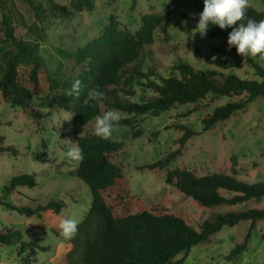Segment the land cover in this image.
I'll use <instances>...</instances> for the list:
<instances>
[{"label":"rangeland","instance_id":"1","mask_svg":"<svg viewBox=\"0 0 264 264\" xmlns=\"http://www.w3.org/2000/svg\"><path fill=\"white\" fill-rule=\"evenodd\" d=\"M54 1L64 5L70 2ZM5 2V12L11 17L16 37L36 42L43 61L54 75H60L67 68L70 52L103 32L110 16L118 20L120 28L135 31L143 14L168 12L166 20L154 32L153 43L146 47L136 63L143 72L153 70L160 76L177 74L174 66L183 61L196 69L218 70L243 79L259 80L246 62V57L236 55L227 47L225 37H210L208 33L203 38L199 34L191 36L197 22L182 17V13L189 15L193 12L190 0H94L92 10L76 12L68 17L51 15L47 10V0H37L46 11L43 21L37 20L24 0ZM248 4L257 10H264V0H248ZM2 38L0 25V40ZM196 50L210 59L224 60L229 65L221 68L206 62ZM250 57L264 66V57ZM19 79L31 87L32 106L44 115L35 119L4 100L0 102V228H18L24 241H35L46 247L37 251L31 264H69L66 253L71 249V242L62 236L59 224L68 217L80 223L92 201L88 186L73 175L79 162L66 157V152L77 146L72 134L73 115L58 108L39 105L48 93L47 83L40 81L31 86L28 67L19 68ZM132 90V95L119 92V97L141 102L153 95L137 82ZM241 96L222 97L214 101L205 99L200 103L202 108L195 112L193 105L179 104L157 116L149 113L136 115L132 126H114L109 139L121 142L122 147L109 158L121 167L128 180L132 212L149 210L159 213L163 209L196 226L203 219L213 218L217 212L226 210V207H201L168 184L165 181L166 172L175 166L195 174L227 173L235 163L238 179L249 183L264 182V95L210 130L191 137L180 156L166 168H144L177 148L176 140L181 131L175 125L184 124L200 131L201 119L215 106ZM100 108L102 113L117 110L104 103L100 104ZM119 112L121 117L132 116ZM94 122L95 119H92L86 123L82 135L94 132ZM136 130L142 134L135 136ZM4 147L15 151L1 150ZM21 174L34 176L36 185L15 186L12 191H7L9 182ZM4 200L28 207L62 201L65 206L59 213L46 210L38 218L7 209ZM263 203L264 197L259 202L247 203V207L262 206ZM248 226L249 222L224 226L207 241L192 246L187 253L180 252L175 259H183L184 264H264V219L255 223L245 250L233 261L225 259L234 245L244 240ZM25 229H30L31 236ZM17 247L15 244H0V264H21ZM25 255L26 252L22 254Z\"/></svg>","mask_w":264,"mask_h":264},{"label":"trees","instance_id":"2","mask_svg":"<svg viewBox=\"0 0 264 264\" xmlns=\"http://www.w3.org/2000/svg\"><path fill=\"white\" fill-rule=\"evenodd\" d=\"M24 1L33 10L37 20L43 21L46 18L41 3L37 0ZM190 3L193 12L189 15L182 13V17L197 22L198 14L203 10V0H190ZM47 6L51 15L68 17L76 12L92 10L94 0H70L68 5L47 0ZM5 11L6 2L0 0V25L3 31L0 40V102L4 100L11 107L21 109L35 119L44 115L32 106L31 87L19 79V68L28 67L31 86H36L40 81L47 83L48 93L42 97L39 105L58 108L73 115L72 134L84 154L83 161L78 163L73 175L88 186L92 201L87 214L78 223L75 237L70 239L71 249L66 253L68 263L184 264L183 259H175L180 252L187 253L192 246L207 241L224 226L249 222L244 240L234 245L225 257L229 261L235 260L245 250L255 223L264 219V203L262 206L247 207V203L259 202L264 197L263 181L249 183L238 179L235 163L227 173L195 174L175 166L166 172L165 181L168 184L201 207H226V210L217 212L213 218L203 219L196 226L187 224L163 209L159 213L149 210L132 212L128 180L121 167L109 158L110 154L121 149L122 143L109 138L102 140L93 133L82 135V132L86 123L103 115L101 103L125 114H132L131 117H122L115 126H132L136 115L149 113L157 116L179 104L193 105L195 112L202 108L200 103L205 99L214 101L242 95L236 100L228 99L215 106L201 119L200 131L184 124L175 125L181 131L176 140L177 148L144 166L147 169H164L180 156L191 137L210 130L264 95V66L250 56H245L259 80L243 79L218 70L196 69L183 61L174 66L177 74L160 76L153 70L143 72L136 63L146 47L153 43L155 30L168 16V12H151L141 16L140 25L135 31L120 28L118 20L110 16L103 32L70 52L67 68L60 75H54L43 61L39 45L16 37L11 17ZM248 19L264 20V10H257L248 4L243 22L246 23ZM235 27L237 25L221 30L213 25L207 33L210 37H225L227 45V37ZM231 50L239 55L234 46ZM196 53L206 62L221 68L229 65L224 60L210 59L200 50H196ZM139 79L144 81L140 82ZM77 80L80 87L78 93H74L72 86ZM135 82L149 89L153 95L141 102L120 98L119 92L124 95L133 94ZM93 89L101 91L104 98L89 101L88 93ZM141 134L140 130L134 132L135 136ZM1 150L13 149L4 147ZM22 185L35 186L34 176L18 175L9 182L6 190L12 191L15 186ZM3 204L9 210L38 218L46 210L59 213L65 206L62 201H48L36 207L15 205L7 200ZM25 232L31 236L30 229H25ZM0 244L18 245L16 253L21 264H31L35 261L37 251L46 249L35 241H24L18 228H0ZM25 252L27 255L22 256Z\"/></svg>","mask_w":264,"mask_h":264},{"label":"clouds","instance_id":"3","mask_svg":"<svg viewBox=\"0 0 264 264\" xmlns=\"http://www.w3.org/2000/svg\"><path fill=\"white\" fill-rule=\"evenodd\" d=\"M248 8V0H203V10L198 14V21L191 30L192 37L199 34L205 37L210 26H218L221 30L233 28L227 37L228 48L233 46L237 54L241 56H261L264 57V20L255 21L248 19L243 22ZM80 82L73 83L72 92L78 93ZM104 98V94L97 90H90L89 101H99ZM119 110H109L95 117L93 134L100 139L111 137L113 128L121 120ZM66 157L70 160L82 162L84 154L81 148L74 146L66 152ZM78 220L72 217L63 219L59 224L61 234L66 239L75 237L78 231Z\"/></svg>","mask_w":264,"mask_h":264},{"label":"crops","instance_id":"4","mask_svg":"<svg viewBox=\"0 0 264 264\" xmlns=\"http://www.w3.org/2000/svg\"><path fill=\"white\" fill-rule=\"evenodd\" d=\"M50 264H53V262H52V263H50Z\"/></svg>","mask_w":264,"mask_h":264}]
</instances>
